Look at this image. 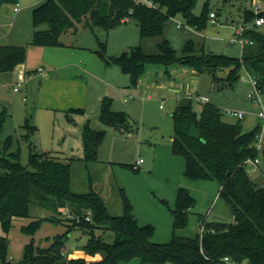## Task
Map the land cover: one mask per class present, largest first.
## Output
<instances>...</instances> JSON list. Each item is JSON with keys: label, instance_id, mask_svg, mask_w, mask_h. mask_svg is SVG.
Here are the masks:
<instances>
[{"label": "trees", "instance_id": "1", "mask_svg": "<svg viewBox=\"0 0 264 264\" xmlns=\"http://www.w3.org/2000/svg\"><path fill=\"white\" fill-rule=\"evenodd\" d=\"M44 0L31 11L34 28L46 24V29H34L31 45L64 46L61 36L67 32L76 34L82 26L108 33L111 29L133 19L138 23L141 39L162 36L169 20L180 16L184 23L202 30L209 22L212 0H203L198 14L194 12L199 0ZM226 2L227 0H220ZM18 0H0V9L5 4L16 5ZM244 21L249 22L264 13L255 14L245 9ZM177 22V21H176ZM97 37V35L95 34ZM244 36L252 41L246 44L238 57L215 54L202 46L195 54L194 42L189 39L182 46L181 55L166 38L157 43V53H145L136 45L121 54L107 55L106 44L97 41L96 53L105 64H114L122 73H127L133 84L148 65L169 66L178 64L195 72L207 71L211 89H232L241 77V71L255 77L258 92L264 90V32L250 28ZM98 39V38H97ZM26 59V47L0 43V73H6L21 65ZM225 71L222 76L218 73ZM99 120L107 127L120 132L128 131V116L124 111L111 109L110 100L102 99ZM197 112L193 100L179 99L171 114L173 121L172 150L185 161L183 175L189 179H212L220 185L219 196L226 202L233 220L231 222H208L201 218L202 231L192 237L178 234L187 225L188 216L195 199L188 189L179 186L172 209V236L167 242L152 240L154 227L139 224L133 207L120 189L122 213L111 215L104 200L91 186L85 192L71 189V159L60 153L38 150L31 141L37 128L25 118L22 125L25 133L21 138L28 144V162H20V151L11 150V137L1 141L6 117L0 113V225L5 235L0 234V264H124L138 259L140 264H226L227 257L235 264H264V186H258L249 176L245 160L255 159L261 151L256 149V134L260 124L244 132L240 119L227 122L222 110L215 104L199 102ZM83 145V161L87 164L97 160L105 130H94L86 121L80 131ZM133 166V165H132ZM90 180V178H89ZM44 208L51 214V222H60L61 210H69L81 219L66 223L62 234L52 237L48 247L39 248L31 240L24 246L22 257L12 261L7 257L9 232L14 217L29 216V207ZM90 214V220L82 217ZM39 220L23 226L32 234ZM75 228L82 229L88 239L82 246L86 254L102 253L97 261L84 257H69L64 254L68 234ZM110 231L114 235L106 243L96 230Z\"/></svg>", "mask_w": 264, "mask_h": 264}, {"label": "rangeland", "instance_id": "2", "mask_svg": "<svg viewBox=\"0 0 264 264\" xmlns=\"http://www.w3.org/2000/svg\"><path fill=\"white\" fill-rule=\"evenodd\" d=\"M44 0H18L20 12L17 19L4 30L11 33L2 43L26 47V59L22 66L8 71L6 79H0V113L9 114L4 122L1 141L11 137V150L20 151V162H28V144L21 135L25 133L22 125L25 118L35 125L37 132L32 136L40 151L60 153L71 159V189L85 192L91 181L92 188L104 200L111 215L122 213L120 189L133 207L139 224L154 227L152 240L167 242L172 236V209L179 186L188 189L195 203L188 216L187 225L178 234L192 237L200 233V220L208 222H231L233 216L226 202L219 196L220 185L212 179H189L183 175L184 158L173 152L171 142L173 121L171 114L178 100L186 95L207 97V101L217 105L227 122L237 121L228 111H241L240 119L244 132L253 130L260 124L257 112L264 110V90L255 91L246 72L241 71L240 80L234 88L212 90L207 71L195 72L178 64L148 65L144 73L133 84L127 73L118 66L107 65L96 53L97 41L106 44V54L117 56L136 45H141L145 53H157V43L166 38L181 55L183 44L191 39L195 54L203 46L215 54L238 57L241 53L239 43H231L235 28L243 24L249 29L253 20L244 21V10L255 14L264 13V0H220L211 1L210 11L215 12V22L210 21L202 30L176 27V21L184 23L180 16L169 20L162 36L141 39L138 23L129 19L111 29L108 33L95 28L94 31L78 27L76 34L67 32L61 36L65 46H35L29 42L34 29H46V24L34 28L31 22L33 7ZM199 0L194 9H201ZM26 4V7L24 5ZM12 9L16 5L5 4ZM256 29L264 32V24ZM97 35V37L95 36ZM98 38V39H97ZM8 41V42H7ZM69 64V65H67ZM41 70V71H39ZM225 71L219 72L222 76ZM19 83V90L12 86ZM255 93L259 103L250 98ZM110 100L111 109L124 111L128 116V131L120 132L105 126L99 120L101 100ZM193 108L198 112L199 102L193 100ZM88 121L94 130H105L104 140L99 148L97 160L85 163L82 159L83 145L79 133ZM264 140V134H262ZM264 145V142H262ZM138 158L143 162L135 169ZM257 165L248 164V174L258 186H264V156L259 153ZM90 178V180H89ZM62 212V210H61ZM51 213L33 205L29 216L14 217L8 237L7 257L18 261L24 246L31 240L39 248L48 247L52 237L62 234L66 223L51 222L46 217ZM39 220L32 234L22 230L23 226ZM0 234L5 235L0 225ZM106 243H111L114 235L110 231L98 229ZM88 235L80 228L73 229L67 236L64 254L75 256L81 253L87 261H97L102 253L86 254L83 245ZM125 264V263H124ZM127 264H140L133 259ZM151 264V263H150ZM173 264V263H166Z\"/></svg>", "mask_w": 264, "mask_h": 264}, {"label": "built area", "instance_id": "3", "mask_svg": "<svg viewBox=\"0 0 264 264\" xmlns=\"http://www.w3.org/2000/svg\"><path fill=\"white\" fill-rule=\"evenodd\" d=\"M141 1H145L147 2L149 5H152V3L148 0H141ZM18 8H17V4L16 6L14 7V11H17ZM209 21L211 23H214L215 22V17H216V14L215 12L211 11L210 14H209ZM261 24H264V16H258V17H255L254 20H253V25L251 28H255L257 26H260ZM176 27H179V28H182V27H185V28H188V29H194L193 27H190V26H187V25H183L182 23L180 22H176ZM235 28V32H234V35L231 37L230 39V42L231 43H239L241 45V51L243 49V47L246 45V44H251L252 41L248 40V38H246L244 36V32L249 29L248 27L244 26L243 24H239L237 26H234ZM41 71V70H39ZM250 78V81H251V84L253 85V87L255 88V91L256 93L258 92L257 91V88H256V79L255 77L247 74ZM1 88V86H0ZM13 88V91H18L19 90V83H16L15 86H12ZM250 98L259 103L255 93H250ZM185 97L187 98H190L192 100H197L198 102H205L207 101V97L205 96H199L198 94L197 95H186ZM228 113L232 116H235L237 117L238 119H242L244 117V113L241 112V111H228ZM257 117L258 119L260 120V130L259 132L256 134V149L258 151H261L262 149V142H264V140H262V134H264V110H260L257 112ZM143 162L142 158H138L135 162V164L133 165V167L135 169H137L139 167V165ZM258 163V159L255 158V159H251V158H247L245 160V164L248 165V164H254V165H257ZM61 217L66 221V222H69V223H73V222H78L81 217L76 215V214H73L69 208H64L62 209V215ZM84 220L86 221H89L90 220V214L89 213H86L85 215H83L82 217ZM201 231H202V227H200ZM224 261L226 262V264H235L233 261H231L229 258L225 257L224 258Z\"/></svg>", "mask_w": 264, "mask_h": 264}, {"label": "crops", "instance_id": "4", "mask_svg": "<svg viewBox=\"0 0 264 264\" xmlns=\"http://www.w3.org/2000/svg\"><path fill=\"white\" fill-rule=\"evenodd\" d=\"M26 7V4L24 5L23 8ZM17 8L18 10L17 11H14V7L13 9L8 6V5H3L0 9V43L1 44H11V43H2L3 41H5V39H7L11 33V29L12 28H9L8 30H4V28L6 27L5 25L7 23L10 22V25H13V22L17 19V13L21 11V9H19V4L17 3ZM192 30V29H191ZM62 41V40H61ZM8 42V41H7ZM64 46L66 45V43L64 41H62ZM23 64L21 65H18L16 66L15 68L17 67H20L22 66ZM69 65V64H67ZM0 79H6V74L4 73H0ZM240 80V79H239ZM179 101V100H178ZM177 105V104H176ZM176 107V106H175ZM79 137H80V133H79ZM69 257H84L83 255H81V253H76L75 256H69ZM85 258V257H84ZM12 260V259H11ZM140 263V262H139ZM127 264V263H125Z\"/></svg>", "mask_w": 264, "mask_h": 264}]
</instances>
